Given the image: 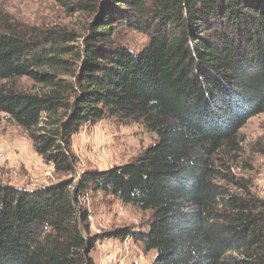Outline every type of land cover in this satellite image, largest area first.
Masks as SVG:
<instances>
[{"label": "trees", "instance_id": "trees-1", "mask_svg": "<svg viewBox=\"0 0 264 264\" xmlns=\"http://www.w3.org/2000/svg\"><path fill=\"white\" fill-rule=\"evenodd\" d=\"M54 1L87 15L85 29L22 26L0 11V121L60 177L31 191L0 185V264H94L101 237L128 235L89 234L79 203L94 192L151 211L133 240L156 252L152 264H264V198L232 193L215 165L264 114V0ZM122 32L146 43L135 49ZM108 118L157 141L75 180L72 138Z\"/></svg>", "mask_w": 264, "mask_h": 264}, {"label": "rangeland", "instance_id": "rangeland-1", "mask_svg": "<svg viewBox=\"0 0 264 264\" xmlns=\"http://www.w3.org/2000/svg\"><path fill=\"white\" fill-rule=\"evenodd\" d=\"M0 11L22 26H67L82 31L88 16L68 12L54 0H0ZM122 40L132 47L146 43L143 35L122 32ZM24 90H35L27 79L17 81ZM157 136L136 122H120L108 118L84 125L72 138L75 157V175L90 170H108L123 166L140 158L154 145ZM239 149L220 153L215 158L219 172L218 182L230 188L232 193L240 186L264 198V114L250 119L238 135ZM59 176L32 148V143L22 129L2 119L0 121V185H9L25 191L57 183ZM88 215L89 234L104 236L117 229L127 230L132 236L145 231L151 211L142 212L119 199L101 192L89 193L79 203ZM125 238H100L91 251L94 264H104V256L111 245L122 246ZM110 241L106 245L105 241ZM107 244V243H106ZM128 258L124 264H152L156 252H145L140 243L128 245ZM113 264H118L114 262Z\"/></svg>", "mask_w": 264, "mask_h": 264}, {"label": "built area", "instance_id": "built-area-1", "mask_svg": "<svg viewBox=\"0 0 264 264\" xmlns=\"http://www.w3.org/2000/svg\"><path fill=\"white\" fill-rule=\"evenodd\" d=\"M80 177V175L78 176V178ZM76 178V176H75ZM77 178V179H78ZM133 239L131 235H127L125 237V239L123 240V244L121 247H119V245H117L116 243H113L111 245V251L109 253H107L104 258H103V263L104 264H113L114 262H117L118 264H124V262L126 261V259L128 258V245H131ZM106 243H103L106 245H109L108 243L110 242L105 241Z\"/></svg>", "mask_w": 264, "mask_h": 264}, {"label": "water", "instance_id": "water-1", "mask_svg": "<svg viewBox=\"0 0 264 264\" xmlns=\"http://www.w3.org/2000/svg\"><path fill=\"white\" fill-rule=\"evenodd\" d=\"M56 183H53V184H51V185H49V186H44V187H51V186H53V185H55Z\"/></svg>", "mask_w": 264, "mask_h": 264}]
</instances>
